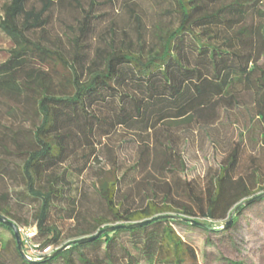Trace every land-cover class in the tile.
Instances as JSON below:
<instances>
[{
    "label": "trees",
    "instance_id": "1",
    "mask_svg": "<svg viewBox=\"0 0 264 264\" xmlns=\"http://www.w3.org/2000/svg\"><path fill=\"white\" fill-rule=\"evenodd\" d=\"M156 1L170 22L153 23L150 39L140 33L137 41L116 44L112 38L80 52V37L68 38L67 47L60 34L52 33L51 21L56 12L83 10L81 0H4L0 31L12 45L0 62V114L16 119L24 113L3 99L8 96L33 103L38 123L24 130L0 119V215L16 218L11 192L23 191L7 187L6 177L17 179L19 171L27 191L23 198L39 203L34 240L41 249L55 246L60 231L48 219L56 202L70 200L71 218L83 213L63 169L82 147L87 162L100 166L98 191L109 214L80 228L60 253L53 256L61 247L40 259L23 257L13 230L0 223L12 235L17 264H199L196 247L175 224L228 233L245 210L264 203V198L245 203L256 188L264 190L260 174L236 175L247 134L264 148V0ZM86 13L79 22L83 36ZM242 109L244 129L218 173L205 185L184 177L185 159L174 131L196 125L208 131L222 113ZM121 129L135 133L142 145L137 161L142 174L130 181L118 175L117 163L103 171L98 155L103 139ZM1 154L23 156L19 170ZM126 184L131 192L148 191L136 208L125 203ZM159 215L171 216L130 226ZM100 231L96 238L78 241ZM5 248L0 243V264H6Z\"/></svg>",
    "mask_w": 264,
    "mask_h": 264
},
{
    "label": "rangeland",
    "instance_id": "2",
    "mask_svg": "<svg viewBox=\"0 0 264 264\" xmlns=\"http://www.w3.org/2000/svg\"><path fill=\"white\" fill-rule=\"evenodd\" d=\"M83 10L69 8L63 13L56 12L52 17V33L60 34L69 47L68 38L79 36L81 51L90 50L94 46H105L112 38L116 44L122 40L139 39L140 33L145 37H152L153 23L169 24V15L165 13L164 6L156 0H81ZM4 0H0V14ZM89 12L88 27L85 35L80 34L79 22L84 19ZM157 31V30H156ZM12 45L11 40L0 31V62L7 56V50ZM72 49V48H71ZM4 100L13 106L23 109V114H18L14 119L5 112L0 114V119L6 124L13 122L15 128L31 130L33 123H38V116L33 109V103L17 100L8 96ZM242 109L229 113H222L221 120L208 131L201 127H185L174 131L176 134L175 145L185 159V170L182 174L189 180H193L205 185L207 180L218 173L219 167L224 163V159L231 149L240 139V132L244 129V115ZM139 137L130 131H121L111 138H104L102 144L98 145V155L100 157L103 171L113 170L114 163L119 166L118 175L124 181H130L132 177H141V167L137 165L140 158L142 145ZM14 150L12 144H8ZM85 148H80L78 155L72 158L63 166L67 169V176L72 181L73 193L79 207L78 211L83 212L78 218H71L70 200L64 199L56 202V207L52 208L48 222L57 227L60 231L59 241L54 244L57 248L64 246L75 238V234L80 228L89 227L90 223H95L94 218L109 216L106 210V202L98 191L100 185L98 172L100 166L92 162H87L82 155L87 153ZM1 151V150H0ZM2 155V154H1ZM6 160H10L8 165L12 169L19 170L23 163V156L15 154H3ZM116 160V161H115ZM136 166V167H135ZM68 167V168H67ZM137 168L135 170V168ZM253 171L261 176L259 186H264V148L259 141H255L249 134L241 145V160L236 175L247 177ZM19 178L12 179L7 175L6 186L23 191V194L11 192L9 203L12 213L16 218L12 220L21 224L36 223L35 215L39 208V203L31 197H25L27 193L23 180L20 179V172L14 175ZM258 187V186H257ZM126 184L123 188V195L129 194L125 200L126 205L136 208L142 202V198L148 194L147 189H133ZM264 191V190H262ZM260 188H256L253 195L261 193ZM69 195V191L67 193ZM123 195L121 198H123ZM251 195V196H253ZM198 220L205 218L198 216ZM222 222V221H220ZM109 224H113L109 223ZM176 229L184 238L188 239L196 247L199 264H264V203L257 202L255 205L245 210L239 218L235 227L228 233L211 231L206 233L200 228H191L183 224H175ZM209 235L210 240H207ZM0 243L6 245L4 252L6 264H17V253L14 248L11 233L0 226Z\"/></svg>",
    "mask_w": 264,
    "mask_h": 264
},
{
    "label": "water",
    "instance_id": "3",
    "mask_svg": "<svg viewBox=\"0 0 264 264\" xmlns=\"http://www.w3.org/2000/svg\"><path fill=\"white\" fill-rule=\"evenodd\" d=\"M262 198H264V192H263V193H260V194H258V195H255V196H253V197H251V198L248 199L245 203H246V204H249V203L254 202V201H256V200H260V199H262ZM164 216L168 217V216H171V215H159V216H156V217H154V218H152V219H147V220H143V221H139V222L133 223V224H131L130 226H131V227L142 226V225H145V224L149 223V222H150L151 220H153V219H156V218H162V217H164ZM232 220H233V219L231 218V219L229 220V222L226 223V225L230 224V223L232 222ZM0 223H3L4 225L9 226V227L13 230L14 235H15V238H16V240H17V244H18L19 251H20V253H21V255H22L23 257L27 258L26 254H25V252H24V249H23V243H22L21 234H20V232H19V229H18V226L16 225V223L13 222L11 219L6 218V217L1 216V215H0ZM193 223H197V222H196V221H193ZM114 227H115V226H111V227H108L107 229H108V230H112ZM102 232H103V231H100L99 233H97V234L94 235V236L83 237V238L79 239L78 241H79V242L89 241V240H91V239H93V238H96V237H98L99 235H101ZM64 248H65V246H62L61 248H59L57 251H55V252L53 253V256L56 255V254H58V253H60Z\"/></svg>",
    "mask_w": 264,
    "mask_h": 264
},
{
    "label": "built area",
    "instance_id": "4",
    "mask_svg": "<svg viewBox=\"0 0 264 264\" xmlns=\"http://www.w3.org/2000/svg\"><path fill=\"white\" fill-rule=\"evenodd\" d=\"M18 229L21 234L22 243L25 244L24 252L29 259H40L43 254H49L56 249L54 246H47L43 249L40 248V244L34 240L37 233L35 225L21 226Z\"/></svg>",
    "mask_w": 264,
    "mask_h": 264
}]
</instances>
